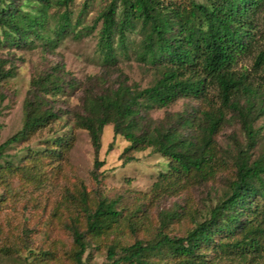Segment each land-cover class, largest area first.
Segmentation results:
<instances>
[{
    "label": "trees",
    "instance_id": "obj_1",
    "mask_svg": "<svg viewBox=\"0 0 264 264\" xmlns=\"http://www.w3.org/2000/svg\"><path fill=\"white\" fill-rule=\"evenodd\" d=\"M74 2L0 0L4 44L56 50L67 35L76 33L93 0H84L77 17L71 10ZM263 11L264 0H107L97 18L101 21L98 49L103 65H118L119 55L128 56L132 49L153 79L145 88L120 82L103 91L86 92L82 111L75 114V129L88 132L95 153L99 154L109 125L114 138L121 136L128 142L121 154L125 163L136 152L155 149L169 161L168 171L154 185L160 194L175 192L183 182H205L218 174L226 163L218 157L216 137L229 118L241 123L247 145L237 148L235 178L228 192L185 236L160 233L146 245L111 241L108 262L103 264H214L221 259L253 264L264 258V151L256 159L251 153L260 142L255 125L264 116V47L259 46ZM134 34L140 40L130 47ZM250 56L252 73L238 69ZM13 76V68L5 69L1 61L0 90ZM64 83L59 73L33 80L24 104L23 128L0 146V157L11 143L27 140L61 118L54 102L64 93ZM210 90L216 94L211 96ZM182 98L200 102L203 109L179 114L169 126L150 117L151 112ZM74 138L70 131L53 141L54 146L29 152L26 160L36 168L46 156L62 158ZM103 166L96 159L95 168ZM89 200L83 187L71 218L74 264H85L87 237L112 235L124 220L132 226L119 201L101 196L91 206Z\"/></svg>",
    "mask_w": 264,
    "mask_h": 264
},
{
    "label": "rangeland",
    "instance_id": "obj_2",
    "mask_svg": "<svg viewBox=\"0 0 264 264\" xmlns=\"http://www.w3.org/2000/svg\"><path fill=\"white\" fill-rule=\"evenodd\" d=\"M83 2L75 0L71 6L75 17L82 10ZM106 2L93 0L76 33L67 35L56 50L41 46L35 50L12 47L4 44L0 31V62L4 61L5 69L14 71V76L0 90V146L23 128L24 104L33 80L48 73H59L65 81L64 93L54 102L61 118L27 140L11 143L0 157V264H74L71 218L76 213L78 192L83 187L91 206L101 196L119 201L120 209L132 225L128 226L124 220L112 235L86 238L89 246L83 257L85 264H103L108 262L107 248L111 241L123 245L141 241L146 245L156 241L160 233L185 236L223 198L235 178L237 148L247 145L242 125L235 118H229L216 137L218 157L226 163L218 174L205 182H183L175 192L160 194L154 185L160 174L169 169V161L161 153L150 148L134 153V159L125 163L121 154L128 142L121 136L114 138L112 125L104 129L98 155L88 132L75 129V114L82 111L86 92L103 91L120 82L145 88L153 79L152 72L135 59L132 49L128 56L119 55L118 65H103L98 49L101 21L97 18ZM260 22L259 46L262 48L264 11ZM139 40L137 34L132 35L130 47L137 46ZM252 67L250 56L240 62L238 69L252 73ZM254 75L252 79L259 81V76ZM214 94L216 91L210 90V95ZM200 108L203 109L200 102L182 98L167 108L151 112L150 117L169 126L177 120V115L191 114ZM255 127L260 131V142L251 151L253 159L264 151V116ZM70 131L75 137L70 151L62 158H41L38 167H31L34 162L30 164L26 160L29 152L54 146L53 141ZM96 159L104 162V166L96 169ZM80 226L85 229L84 223ZM214 264L241 263L221 259ZM253 264H264V258Z\"/></svg>",
    "mask_w": 264,
    "mask_h": 264
}]
</instances>
